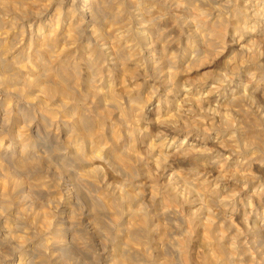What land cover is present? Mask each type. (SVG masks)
<instances>
[{"label": "clouds", "instance_id": "9594fccd", "mask_svg": "<svg viewBox=\"0 0 264 264\" xmlns=\"http://www.w3.org/2000/svg\"><path fill=\"white\" fill-rule=\"evenodd\" d=\"M0 264H264V0H0Z\"/></svg>", "mask_w": 264, "mask_h": 264}, {"label": "rangeland", "instance_id": "374dc122", "mask_svg": "<svg viewBox=\"0 0 264 264\" xmlns=\"http://www.w3.org/2000/svg\"><path fill=\"white\" fill-rule=\"evenodd\" d=\"M47 144L46 143L44 144V141L43 140H40L39 141V147H41V148H47L49 151H51L54 148V144H52V146H51V143H47ZM255 206L256 205L254 203V207ZM249 222L252 223V224H257V225L259 224V221H257L255 217L250 218V221Z\"/></svg>", "mask_w": 264, "mask_h": 264}, {"label": "bare ground", "instance_id": "6f19581e", "mask_svg": "<svg viewBox=\"0 0 264 264\" xmlns=\"http://www.w3.org/2000/svg\"><path fill=\"white\" fill-rule=\"evenodd\" d=\"M156 53H157V58L159 57V46H157V48H156ZM34 135H35V132L33 133ZM44 144H45V142H44ZM48 145V144H47ZM49 146V145H48ZM51 146H52V144H51Z\"/></svg>", "mask_w": 264, "mask_h": 264}]
</instances>
